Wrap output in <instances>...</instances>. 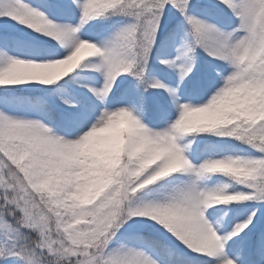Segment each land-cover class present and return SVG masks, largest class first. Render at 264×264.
Listing matches in <instances>:
<instances>
[{
    "label": "snow or ice",
    "instance_id": "obj_1",
    "mask_svg": "<svg viewBox=\"0 0 264 264\" xmlns=\"http://www.w3.org/2000/svg\"><path fill=\"white\" fill-rule=\"evenodd\" d=\"M0 264H264V0H0Z\"/></svg>",
    "mask_w": 264,
    "mask_h": 264
}]
</instances>
